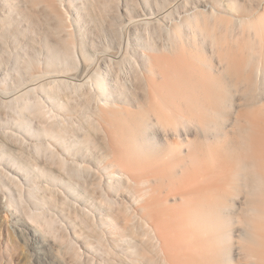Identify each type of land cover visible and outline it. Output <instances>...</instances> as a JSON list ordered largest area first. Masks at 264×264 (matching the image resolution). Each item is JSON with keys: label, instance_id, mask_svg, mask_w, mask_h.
Masks as SVG:
<instances>
[{"label": "rangeland", "instance_id": "rangeland-1", "mask_svg": "<svg viewBox=\"0 0 264 264\" xmlns=\"http://www.w3.org/2000/svg\"><path fill=\"white\" fill-rule=\"evenodd\" d=\"M213 9L220 10V17L228 18L229 41L231 36L237 38L238 35L251 40L245 30L241 31L239 22L246 26L249 22L245 20L254 16L260 18L264 13V0H0V153L4 154L0 160V264H161L158 243L169 250L166 259L170 264H264V204H261L264 203V186L260 185V189L254 191L253 179L256 172L262 170L251 169L249 160L252 154L245 146L247 141H242L247 136L244 129L249 128L257 117L264 124V86L255 89L250 85L242 91L227 85L223 72L225 64L221 61L226 58L225 51L220 57L214 55L212 47L203 45L199 36L196 37V46L191 47L189 39H192V34L184 22L198 13L210 16ZM179 24L177 50L169 47L172 42L168 38V30ZM209 29L213 30L212 20L209 21ZM215 30L224 41L226 37L220 33L219 26ZM142 49L151 57L149 63L140 57ZM73 56L78 66H65V59ZM87 56L91 62L85 61ZM153 58L159 61L166 58L167 65L174 66L173 69L181 74L185 73L191 83L201 82L215 90L218 108L198 94L186 101L181 98L168 100L157 92L154 99H147L144 94L147 80L159 86L166 84L178 93L186 87L177 79L165 81L163 75L167 70L161 63L154 66L156 72L153 74L150 69ZM96 70L108 80L114 95L115 106L102 111V123L109 131L107 146L96 129L99 114L95 112L94 105H87L89 98L84 96V92L77 93L59 86L57 78L63 75V79L72 84L87 83ZM162 71L164 73L160 77ZM247 73L244 70L241 76L246 77ZM28 87L33 89L29 110L24 105ZM51 96H56V101L61 100L65 108L51 102ZM253 97H256L255 102ZM258 97L260 103L256 102ZM12 99H16L15 105L12 109L6 108ZM244 105L248 108L241 107ZM234 108L238 109L235 111ZM153 109H157L161 116ZM254 109L257 110L256 116L252 115ZM236 112L244 116L237 117ZM247 112L248 115L245 114ZM29 113L30 134L18 125L26 124ZM157 116L168 125L169 133L156 128ZM186 118H190L189 123ZM237 118L239 124L235 121ZM240 119L245 128L240 125ZM216 122L218 130L226 131L227 128V136L232 135L233 127L235 131L240 128V131L234 132L232 138L246 135L233 139L231 145L224 136L217 142L212 135ZM200 126H206L211 132L203 131ZM227 126L232 129L229 131ZM51 133L63 135L72 145L87 138L92 145L86 152L72 155L51 139ZM197 134L200 143L198 138H192ZM192 141L195 145L198 141L199 145H193ZM202 141L206 143L201 145ZM40 144L49 145L50 152L37 148ZM139 144L148 151L143 152ZM235 146L241 152L239 155L232 150L236 149ZM172 149L180 167H173L170 159L166 158ZM212 149L220 154L215 158L217 162H213L215 166L210 165L204 173L193 170L198 166L192 167L193 157L197 154L202 159L196 157V161L203 162L204 151L207 154L214 151ZM132 155L135 156L133 160ZM163 155L166 156L164 159ZM156 156L158 159L162 156L163 161L152 160ZM238 157L240 159H236ZM112 159L114 161L111 162ZM76 161L85 162L91 172H84L81 177L73 169ZM136 163H140L142 170ZM25 170L29 172L28 177ZM145 170L148 177H145ZM186 170V176L191 180L186 184L195 185L192 190L179 188L175 184L177 181L172 184L178 180V173H186ZM111 174L116 178L119 175L118 185L108 180ZM16 183L21 184L20 190ZM75 186L82 196H76ZM197 186L201 187V193L194 190ZM39 188L41 190H37ZM29 191H33V195ZM138 195L147 197L139 204ZM182 197L187 198L190 208L182 207ZM249 198L252 202L248 201ZM223 206L226 207L224 211ZM145 209L148 213L143 214ZM173 210L179 212V216ZM258 216L263 219L260 221ZM52 217L55 223L50 221ZM192 218H197L201 224H196ZM168 220L177 224L173 226ZM180 221L183 222L180 224ZM145 223L149 229L159 231L152 236L147 234ZM211 223L221 232L213 228V233ZM257 223H262V227ZM195 225L199 229L197 232ZM200 230L203 233L200 234ZM180 238H188V241L182 242ZM217 240L218 243L215 242ZM188 247L193 249L192 257ZM130 251L134 253L132 256Z\"/></svg>", "mask_w": 264, "mask_h": 264}, {"label": "bare ground", "instance_id": "bare-ground-1", "mask_svg": "<svg viewBox=\"0 0 264 264\" xmlns=\"http://www.w3.org/2000/svg\"><path fill=\"white\" fill-rule=\"evenodd\" d=\"M264 13L262 14V16L259 18V17H255L254 16V18L253 19H248V20H245V21H247V22H249L246 26H243L240 22H239V26L241 27V31H243L244 32V30L247 32V35H248V37H250L251 38V40L250 39H247V40H245V39H243L244 38V36L242 37V38H240V36L238 35V37L237 38H235V36H231L232 37V39L229 41V39L227 38L228 36H227V33H228V31H229V29H228V24H229V22H228V18L226 17V18H222V17H220V10H217V9H213V10H211V12H210V16H205V15H203L202 13H198V14H196V15H193L191 18H190V20L188 21V22H184V24L186 25V26H188V28H189V30L191 31V34H192V39H189L190 41H189V43L191 44V47H195L196 46V37L197 36H199L200 37V40H201V42H202V44L203 45H206V44H208L210 47H212V50H213V53H214V55H216V56H218V57H220L221 56V54H223V51H225V54H226V58L224 59V60H221L224 64H225V67H223V72H224V75H225V78H224V80L226 81V83H227V85L228 84H230V85H232V86H234L237 90H242V91H245L250 85L251 86H253L255 89L256 88H258L259 86H264ZM212 20V22H213V30L211 31L210 29H209V21H211ZM238 23V22H237ZM217 26H219V30H220V33L222 34V35H224L225 37H226V39L224 40V41H221L220 40V37H219V34H217L216 33V30H215V27H217ZM180 28H181V24H179V25H173V26H171L170 27V29L168 30V38H169V40L172 42V45H170L169 44V47L170 46H173V47H175L177 50H179V48H178V44H177V42L179 41L178 39H179V35H180ZM232 40H233V43H229V42H232ZM239 40H241L242 42L240 43L239 42ZM177 44V45H176ZM221 49V50H220ZM227 52H228V54H227ZM140 57L143 59V60H145V62L146 63H149V61L151 60V57L148 55V54H146V51H145V49H142V51L140 52ZM111 59H113V58H111ZM85 61H87V62H91V60H90V58H89V56H87L86 58H85ZM114 62V61H113ZM167 59L166 58H164V59H162L161 60V58H160V61L159 60H156V58H153L152 59V61H151V67H150V69H151V71H153V74H155V70H154V66L156 65V64H162L163 65V68H164V70L166 71V73H164V71H162V72H160V74H159V76L161 77V75H163V73H164V77H163V79L166 81L167 79L169 80V79H177L178 81H180L181 83H183V84H185V89H184V91L183 92H181V93H178V92H176L174 89H172V88H170V87H168V86H166V84L164 85V86H159V85H155L154 83H152L150 80L148 81L147 80V82H146V86H145V89H144V94L146 95V97H147V99H154V97L156 96V94H157V92H159L160 94H162L166 99H168V100H171V99H176V98H181V99H183V100H189V99H191V98H193L194 97V95L195 94H198L199 96H201L202 98H203V100H207V101H209L210 103H211V105L212 106H215V107H217L216 105H217V103H216V95H215V90L214 91H212V89H211V87H209L207 84H203V83H201V82H196V83H191L190 81H189V79H187L186 78V74L185 73H183V74H181L180 72H177V71H175L173 68H174V66H170V65H167ZM202 65H204L205 66V64L204 63H202ZM65 66H72L73 68H76L77 66H78V61L76 60V57L75 56H73V58H71V59H69V58H67V59H65ZM222 68V67H221ZM244 70H247V76L246 77H242L241 76V73L244 71ZM113 73V72H112ZM5 75H7V74H5ZM220 75V74H219ZM63 75H58L57 76V78H59V80H60V85L59 86H65L66 88H70V89H72L73 91H75V92H77V93H80V92H84L83 94H84V96L88 99L89 98V102L87 103V105L88 106H90V103H91V106L93 107V105H94V109H95V112L97 113L98 112V114H99V121H96V129L98 130V132H99V134H100V136H101V140H102V142L107 146L108 144H109V131H108V129L106 128V127H104V125H103V123H102V121H103V118H104V116L102 115V111L103 110H105V109H110V108H112V107H114L115 105H114V95L112 94V90H111V87H110V83L108 82V80H106V78L99 72V71H94L93 72V74H92V76L90 77V80H89V82H87V83H83V82H81V83H79V84H77L78 82H76V83H74V84H72V83H70V81H67V79H63ZM87 77V76H86ZM115 77H117V76H115ZM120 79V78H119ZM58 80V79H57ZM116 80H118V77H117V79ZM167 80V81H168ZM76 81V80H75ZM79 81V80H78ZM69 82V83H68ZM73 82V81H72ZM123 83H125V82H123ZM126 84V83H125ZM126 85H124V87H125ZM33 91V89L32 88H27L26 89V97L24 98V105L28 108V110H29V107H30V101H31V96H30V93ZM262 91V90H261ZM237 93V92H236ZM253 93V92H252ZM262 93V92H261ZM250 95V94H249ZM57 96V95H56ZM56 96H51V102L53 101V102H55V103H59V106H60V108L61 109H64L65 108V104L61 101V100H58V101H56ZM262 97V96H261ZM160 98H161V96H160ZM249 98H251V95H250V97ZM165 100V99H164ZM163 100V101H164ZM233 100V99H232ZM245 100V99H244ZM254 100H256V97H253V99H252V101L253 102H255ZM249 101H250V99H249ZM167 102V101H166ZM235 102H237V101H235ZM242 102V101H241ZM247 102V101H246ZM257 103H260L261 102V100H260V98L258 97L257 98V101H256ZM263 102H264V99H263ZM15 103H16V99H12V100H10L6 105H5V107L6 108H8V109H12L13 108V106L15 105ZM168 103V102H167ZM229 103V102H228ZM243 103V102H242ZM164 104H166V103H164ZM169 104V103H168ZM241 104V103H240ZM255 104V103H254ZM264 104V103H263ZM242 105V104H241ZM247 105H251V104H249V103H247ZM247 105L244 107V106H241V107H243V108H246L247 107ZM168 106V105H167ZM230 106V105H229ZM233 106V105H232ZM262 106V107H261ZM260 107L261 108H263V105H261ZM164 107H166L165 105H164ZM227 107V106H226ZM226 107H224V108H226ZM238 107V106H237ZM239 107H240V105H239ZM238 107V108H239ZM218 108V107H217ZM238 108H236V109H238ZM242 108V109H243ZM248 108V107H247ZM255 108V107H254ZM167 109V108H166ZM235 109V108H234ZM236 109H235V111H236ZM239 109H241V108H239ZM251 109V108H250ZM256 109V108H255ZM254 109V110H255ZM154 110V112L160 117L161 116V114L160 113H158L159 111L157 110V109H153ZM168 110H169V108H168ZM177 110V109H176ZM254 110H252V111H254ZM257 110H259L258 108H257ZM257 110H255V112H253V114L250 112L249 114L251 115H255L256 114V111ZM37 111L40 113L41 112V109L38 107V109H37ZM226 111V110H225ZM242 111H244L245 112V110H241V112ZM172 112H173V110H172ZM178 112V111H177ZM262 112V111H261ZM215 113H218V111H216L215 110ZM255 113V114H254ZM258 113V112H257ZM50 114H51V112H50ZM180 114V113H179ZM179 114H178V116H179ZM221 115L223 114L222 112L220 113ZM239 114L241 115L242 113H240L239 112ZM246 115H248V112L247 113H245ZM238 115V113L236 112V116ZM240 115H238V116H240ZM252 115H251V117H252ZM157 116V117H158ZM175 116V115H174ZM237 116V117H238ZM242 116V115H241ZM244 116V115H243ZM242 116V117H243ZM256 116V115H255ZM158 117V119H156V128H159V129H165V131H167L168 133H169V129L167 130V128H168V125H166V123H164V121L162 120V119H160ZM222 117H225L226 119H227V117L226 116H222ZM229 117V116H228ZM259 117H261V115L259 116ZM30 118H31V113H29V118H28V120H27V122H26V124H21V123H18V125H21V127L25 130V131H27L29 134L32 132V130H31V128H30ZM176 118V117H175ZM219 118V117H218ZM221 118V117H220ZM236 118V117H235ZM255 118V117H254ZM189 119L190 118H186L185 120L186 121H188V123L190 122L189 121ZM234 119V118H233ZM238 119V118H237ZM242 119V118H241ZM241 119H240V125H241ZM244 119V118H243ZM257 120H255V121H253L251 124H250V127L249 128H245L246 126H244L245 125V123H242V124H244V125H241L242 126V128H243V126H244V130L247 132V136H246V139H244V135H246V134H244V135H242V137H243V139H242V141L244 140V143H245V141H247L246 143H247V145H245L247 148H248V152H250L251 154H252V159L251 160H249L250 162H249V166H251V169L252 168H254L255 170L256 169H261L262 170V172H256V175H254L253 176V179H254V182H255V187H254V191H256L257 190V188H259L260 189V185L262 186H264V124L263 123H261L260 121H258V117L256 118ZM245 120H246V118H245ZM249 120V119H248ZM230 121V120H229ZM234 121V120H233ZM232 121V122H233ZM236 121V123H237V121H238V124H239V119L238 120H235ZM171 122V121H170ZM176 122V121H175ZM174 121H173V123H175ZM192 123V122H191ZM190 123V124H191ZM234 124H233V126H235V122H233ZM171 124H172V122H171ZM175 124H177V123H175ZM194 124V123H193ZM218 124H220V123H218ZM222 124V123H221ZM226 124V123H225ZM237 124V127H239V125ZM222 125H224V123L222 124ZM227 125V124H226ZM229 125H230V123H229ZM61 126V121L59 122V127ZM154 126V125H153ZM208 126V125H207ZM231 126H232V124H231ZM194 127V126H193ZM196 127V126H195ZM218 127H220V126H218ZM222 127V126H221ZM225 127V126H224ZM227 127H229V126H227ZM176 128H177V126H176ZM200 128L203 130V131H208L209 129H206V126H200ZM214 130H215V133L214 134H212V135H215V139L217 140V142L221 139V137H225L226 138V140H227V142H229L230 143V145H231V143H233L232 141H233V139H235V137H236V135L232 138L231 136H233L235 133L234 132H236V134L237 133H239V132H237V131H240L238 128V130H234V127H233V133H231L232 135L231 136H227V128H225V130L226 131H223V129L222 130H218V129H220V128H217V122L215 123V125H214ZM230 128V127H229ZM228 128V129H229ZM236 128V127H235ZM232 129V127L229 129V131ZM179 130V129H178ZM184 130V129H183ZM197 130V129H196ZM212 130V129H211ZM241 130H243V129H241ZM45 131V130H44ZM164 131V132H165ZM171 131H172V129H171ZM210 131V130H209ZM219 131H223L224 133H219ZM46 132V131H45ZM166 132V133H167ZM174 132V131H173ZM172 132V133H173ZM178 132V131H177ZM211 132V131H210ZM209 132V133H210ZM213 132V131H212ZM184 133V132H183ZM205 133V132H204ZM242 133V132H241ZM240 133V134H241ZM244 133V132H243ZM242 133V134H243ZM195 134V133H194ZM193 134V135H194ZM211 134V133H210ZM240 134H238V135H240ZM196 135V134H195ZM199 134H197V136H198ZM201 135V134H200ZM206 135H208V134H206ZM229 135V134H228ZM189 136V135H188ZM197 136H195V137H192V138H194V139H196L197 140V138H198V141H199V136L197 137ZM164 137H165V135H164ZM176 137V136H175ZM187 137V136H186ZM202 137V136H201ZM208 137H209V135H208ZM223 137V138H224ZM241 137V135H240V138H239V136H238V138H236V139H241L242 138ZM210 138V137H209ZM213 138V139H214ZM220 138V139H219ZM222 138V139H223ZM51 139L52 140H56L59 144H60V146L62 147V149L64 150V151H67L68 153H71L72 155H75V154H79L80 152H82V151H84V152H86L87 150H89L90 148H91V145L92 144H90V141H89V139L87 138V139H84V140H82V141H80V142H76L75 144H70V143H68L67 142V140L65 139V137L63 136V135H54L53 133H51ZM159 139V138H158ZM166 139V138H165ZM172 139V138H171ZM178 139H179V137H178ZM194 139H192V140H194ZM214 139V141H216ZM219 139V140H218ZM221 139V140H222ZM235 139V140H236ZM180 141H181V139H179ZM188 140V139H187ZM190 140H191V138H190ZM203 140V139H202ZM207 140H208V138H207ZM211 141H212V139H210ZM198 141H197V143H196V145L198 144L199 145V143H200V141H199V143H198ZM210 141V142H211ZM240 141V140H239ZM241 141V142H242ZM171 142V141H170ZM187 142V141H186ZM191 142V141H190ZM213 142V141H212ZM235 142L236 141H234V145H235ZM195 143V142H194ZM204 142L202 141V143H201V145L203 144ZM205 143H206V141H205ZM204 143V144H205ZM240 143V142H239ZM244 143H242L241 145L243 146L244 145ZM155 143H153V145H154ZM176 144V143H175ZM179 144V143H178ZM185 144V143H184ZM192 144H193V141H192ZM191 143H190V145H192ZM203 144V145H204ZM213 144V143H212ZM227 144V143H226ZM185 145H187V144H185ZM193 145H195V144H193ZM192 145V146H193ZM195 145V146H196ZM201 145H200V147H201ZM237 146H238V143L236 144ZM240 145V144H239ZM139 148H141V150H143V152H144V150H146L147 148H145V149H143L142 147H141V145L139 144ZM171 146H174L173 144L171 145ZM189 146V145H188ZM187 146V147H188ZM228 146V145H227ZM241 146V148H242V150H244V149H246L244 146V149H243V147ZM138 147V146H137ZM137 147H136V149H137ZM155 147V146H154ZM206 147H207V145H206ZM206 147H205V151H206ZM234 147V146H233ZM37 148H39V149H42V148H44V151H46V152H50V149H49V145H47V146H45V145H43V144H40V145H38L37 146ZM138 148V149H139ZM169 148V147H168ZM176 148V147H175ZM183 148V147H182ZM185 148V147H184ZM198 148V147H197ZM197 148H196V150H197ZM210 148H212L211 146H210ZM230 148V147H229ZM228 148V149H229ZM235 148H236V146H235ZM188 149V148H187ZM191 149H192V147H191ZM199 149V148H198ZM208 149V148H207ZM232 149V148H231ZM240 149V148H239ZM129 150H130V148H129ZM151 150V149H150ZM153 150V149H152ZM170 150H171V147H170ZM176 150V149H175ZM200 151L202 150L201 148L199 149ZM204 150V149H203ZM212 150H214V149H212ZM232 150H235V151H237V152H235V151H233L234 153H237L238 155H239V153L238 152H240V150H238L237 148L236 149H232ZM232 150L231 151H229V155H231V153H232ZM241 150V151H242ZM133 151V150H132ZM136 151V150H135ZM139 151H140V149H139ZM147 151H148V149H147ZM178 152H179V150H177ZM187 151V150H186ZM189 151V150H188ZM198 151V150H197ZM204 151V156H203V154L202 155H200V156H203V159H204V161L203 162H201V160H199V161H196L199 157L197 156V154H196V157H198L197 159H196V157H193V163L192 164H194V165H192V167H194L195 165H198L197 167L195 166V169L193 168V170H197V172L199 171V172H205L207 169H208V167L210 166V165H214L215 166V163H213L214 161H216L217 162V160H215V158H216V156H219L220 154H217V152L214 150V151H211L210 153H207V154H205L206 152ZM226 151V150H225ZM224 151V152H225ZM137 152V151H136ZM136 152H133V153H136ZM154 151H152V153H153ZM164 152H167V150L166 151H164ZM174 152L175 151H173V149H172V151L171 152H168L167 154V157L165 156V155H163V159H164V157H166V158H168V159H170V161H171V164L173 165V167H180V162H178V159H177V156H175V154H174ZM201 152H203V151H201ZM223 152V153H224ZM129 153V152H128ZM132 153V154H133ZM187 153V152H186ZM195 153H197L196 151H195ZM195 153H193L194 155H195ZM200 153V152H199ZM241 153V152H240ZM141 154H142V152H141ZM146 154H149L148 152L146 153ZM145 154V155H146ZM156 153H154L153 155H155ZM159 154H162V151H161V153H159ZM163 154H165V153H163ZM184 154V153H183ZM226 154H227V151H226ZM243 154H245V153H243ZM138 155H139V153H138ZM151 155V154H150ZM153 155H151V156H153ZM158 155V154H157ZM3 156H4V154L3 153H0V160H2L3 159ZM184 156V155H183ZM192 156V155H191ZM225 157L227 156V155H224ZM235 156V155H234ZM83 157V156H82ZM135 156H133L132 155V160L133 159H135L134 158ZM138 157H140V156H138ZM142 157H144V154H143V156ZM146 157H148V155H146ZM161 158H162V156H160ZM159 157V159L160 160H162L161 158ZM187 157V156H186ZM220 157V156H219ZM219 157H217V158H219ZM229 157H231L232 158V156H229ZM237 157V156H236ZM240 157V156H239ZM236 158V159H240V158ZM114 158V157H113ZM152 158H154V157H152ZM201 159H202V157H200ZM199 158V159H200ZM157 156H156V158H154V159H152V160H156L157 161ZM158 159V160H159ZM235 159V158H234ZM233 159V160H234ZM138 160V159H137ZM143 160V159H142ZM146 160V159H145ZM144 160V161H145ZM159 160V161H160ZM186 160V159H185ZM229 160H232V159H229ZM111 162L112 161H114L113 159L112 160H110ZM144 161H142V162H144ZM158 161V162H159ZM163 161V160H162ZM161 161V162H162ZM136 162V161H135ZM142 162H140V163H142ZM227 162V161H226ZM232 162V161H231ZM230 162V163H231ZM243 162V161H242ZM132 163H134V162H132ZM139 163V164H140ZM145 163V162H144ZM153 163V162H152ZM186 163V162H185ZM222 163H223V161H222ZM233 163V162H232ZM65 164L67 165V162L65 161ZM139 164H137L136 163V165H138V168H140V166H139ZM159 164H161V163H159ZM186 164H188V163H186ZM217 164V163H216ZM117 165H119V164H117ZM145 165V164H144ZM149 165V164H148ZM154 165V164H153ZM184 165V164H183ZM189 165H190V163H189ZM189 165H188V167H189ZM220 165V164H219ZM228 165H231V164H228ZM68 166H71V165H68ZM156 166V165H155ZM213 166V167H214ZM232 166V165H231ZM135 167V166H134ZM145 167V166H144ZM154 167V166H153ZM116 168V167H115ZM149 168V167H148ZM152 168V167H151ZM155 168V167H154ZM182 168V167H181ZM220 168H221V166H220ZM219 168V169H220ZM73 169L74 170H76V171H78V173H79V175L82 177L83 176V173L84 172H91V170H90V168L85 164V162H82V163H78L77 161L76 162H74L73 163ZM112 169H114V168H112ZM122 169V168H121ZM141 169V168H140ZM145 169V168H144ZM156 169V168H155ZM188 169V168H187ZM215 169V168H214ZM228 169V168H227ZM238 169V168H237ZM136 170H137V168H136ZM142 170V169H141ZM189 170H191V169H189ZM211 170H213V169H211ZM215 170H217V171H219L218 170V168H216ZM221 170V169H220ZM223 170H225V168H224V165H223ZM222 170V171H223ZM229 170V169H228ZM114 171V170H113ZM138 171V170H137ZM140 171V170H139ZM208 171V170H207ZM206 171V172H207ZM231 171V170H230ZM189 172V171H188ZM192 172V171H191ZM196 172V173H197ZM220 172V171H219ZM225 172H227V171H225ZM42 173H44V171H42L41 172V174ZM118 173V172H117ZM179 173H180V175H179ZM178 173V176H177V178H178V180H173L174 182L172 183L173 185H175V184H177L178 186H179V188H187V189H193V186H195V185H193V186H189V185H187L186 183H188L189 181H191L190 179H188V177L186 176L187 175V170H186V173L184 172V171H181V172H179ZM215 173V172H214ZM213 172H211L210 174H214ZM222 173V172H221ZM236 173V172H235ZM25 174H26V176L28 177L29 176V172H28V170H25ZM147 174H148V172L146 173V170H145V177L147 176ZM151 174H152V172H151ZM195 174V172L193 171V175ZM223 174H225V173H222V175ZM231 174V173H230ZM237 174V173H236ZM95 175V174H94ZM129 175V174H128ZM193 175H192V178L191 179H193ZM208 175V174H207ZM44 176H45V173H44ZM118 176V178H119V175H117ZM188 176H189V173H188ZM197 176V175H196ZM199 176V175H198ZM200 176H201V174H200ZM216 176V175H215ZM142 177H143V175H142ZM141 177V178H142ZM145 177H143V178H145ZM148 177V176H147ZM190 177V176H189ZM218 177H220V176H218ZM118 178H116V175H110V176H108V180L111 182V181H115L116 182V184L115 185H118V181H119V179ZM195 178V177H194ZM201 178H202V176H201ZM171 179V178H170ZM226 179H227V177H226ZM149 180V179H148ZM155 180V179H154ZM189 180V181H188ZM196 180V178L194 179V181ZM198 180V179H197ZM222 180V179H221ZM224 180H225V178H224ZM108 181V182H109ZM178 182V183H175V182ZM199 181V180H198ZM61 182V181H60ZM141 182V181H140ZM146 182H149V181H147L146 180ZM62 183V182H61ZM135 183H136V181H135ZM150 183H151V181H150ZM158 183V182H157ZM175 183V184H174ZM68 184V183H67ZM106 184V183H105ZM153 184V183H152ZM163 184V183H162ZM170 185H172L171 183H169ZM20 183H16V187L20 190ZM69 185V184H68ZM133 185H135L134 184V182H133ZM143 185H145V184H143ZM197 185V184H196ZM149 186H151V185H149ZM148 186V187H149ZM160 186V185H159ZM168 186V185H167ZM163 187V186H162ZM176 187V186H175ZM154 188V187H153ZM158 188V187H157ZM170 187L168 186V189H169ZM184 189V190H185ZM37 190H41L40 188L39 189H37ZM162 190V189H161ZM195 191H196V193H201V191H199V190H201V187L200 186H197L196 187V189H194ZM73 191L76 193V196L77 197H80V196H82V193L79 191V190H77V186H75L74 188H73ZM141 191H142V189H141ZM152 191V190H151ZM171 191V190H170ZM258 191V190H257ZM256 191V192H257ZM30 193V195H33L32 193H33V191H29ZM138 192H140L139 190H138ZM176 192V191H175ZM174 192V193H175ZM155 193V192H154ZM158 193V192H157ZM171 193V192H170ZM219 193V192H218ZM253 195V194H252ZM259 195H260V193H259ZM152 195H150V196H148V197H151ZM147 197V195H144V196H142V195H138V197H136V199H137V202H139V204L140 203H142L143 201H144V199ZM155 197V196H154ZM251 198H249L248 199V201L250 200ZM176 200V199H175ZM247 201V202H248ZM251 202H252V200H250ZM177 203H175V205H177L178 204V201H176ZM180 202H181V205H182V207H184V208H190V206H189V204H187V198L185 199V198H181V200H180ZM179 202V203H180ZM246 202V203H247ZM258 202H259V200H258ZM261 202V201H260ZM151 203V202H150ZM153 203V202H152ZM65 204V203H64ZM148 204V203H147ZM157 204V203H156ZM253 204V203H252ZM256 204V203H255ZM258 205H259V203H257ZM261 204H264L263 202H261ZM151 205V204H150ZM181 205H180V207H181ZM229 206V205H228ZM255 206V205H254ZM257 206V205H256ZM255 206V207H256ZM262 206H264V205H262ZM141 207V206H140ZM143 208H145L144 206H142ZM141 207V208H142ZM179 207V208H180ZM252 207H253V205H252ZM254 207V208H255ZM172 208H174V207H172ZM249 208V207H248ZM251 208V207H250ZM169 209V208H168ZM224 209L226 210V207H224L223 206V208H222V210L224 211ZM146 211H142V212H144L143 214H145V212H147V209H145ZM181 210V209H180ZM233 210V209H232ZM139 211V210H138ZM163 211V210H162ZM230 211V210H229ZM228 211V213H230ZM243 211V210H242ZM253 211V210H252ZM251 211V212H252ZM261 211V210H260ZM173 212H177V211H175V210H173ZM227 212V211H226ZM225 212V213H226ZM232 212V211H231ZM253 212H255V210L253 211ZM148 213V212H147ZM196 213V212H195ZM200 213V212H199ZM224 213V214H225ZM228 213H226L225 215L227 216V214ZM233 213H235V212H233ZM239 213V212H238ZM256 213V212H255ZM176 214H178V216H179V212H177ZM186 214H191V213H188V212H186ZM232 214V213H231ZM251 214H253V213H251ZM173 215H174V213H173ZM185 215V214H184ZM187 215V216H188ZM193 215H196V214H193ZM197 215H198V213H197ZM197 215L196 216H194V217H197ZM200 215V214H199ZM198 215V216H199ZM211 215V214H210ZM209 215V216H210ZM230 215V214H229ZM233 215V214H232ZM150 216V215H149ZM176 216V215H175ZM175 216L173 217V219H175ZM178 216H177V218H178ZM201 216V215H200ZM200 216H199V218H200ZM205 216H207V215H205ZM212 216V215H211ZM219 216H223V215H220L219 214ZM225 216V217H226ZM189 217V216H188ZM188 217H186V218H188ZM213 217V216H212ZM229 217V216H228ZM150 218V217H149ZM148 218V219H149ZM166 218V217H165ZM169 218V217H168ZM167 218V219H168ZM176 218V221L175 222H177L178 221V219ZM185 218V220H187ZM191 218V217H190ZM198 218V217H197ZM197 218H196V220L194 219V218H192V221H197ZM210 217H208V219H209ZM166 219V220H167ZM194 219V220H193ZM202 219H204V217H202ZM207 219V220H208ZM257 219H259V216H258V218ZM260 219H263L262 217L260 218ZM259 219V220H260ZM184 219H183V221H185ZM205 220V219H204ZM204 220H202V223H204L203 221ZM240 220V219H239ZM50 221L51 222H53V223H55L56 222V220L52 217L51 219H50ZM169 221V223L170 222H172V220L170 221V220H168ZM183 221H180L179 223L181 224V222H183ZM261 221V220H260ZM260 221H258V223L260 222ZM186 222V221H185ZM184 222V225L186 224ZM187 222H189V219H188V221ZM205 222H207L206 220H205ZM209 222V221H208ZM212 222V221H211ZM222 222V224L224 223L223 221H221ZM238 222V221H237ZM262 222H264V220L262 221ZM173 223V222H172ZM213 223H214V221H213ZM239 223V222H238ZM241 223V222H240ZM257 223V225L259 226V225H261V224H258ZM160 224V223H159ZM171 224V223H170ZM177 224V223H176ZM175 223H173V224H171V225H173V226H175L176 225ZM183 224V223H182ZM190 224H192V223H190ZM196 224H201V223H199V221H197V223ZM205 224V223H204ZM209 224V223H208ZM207 224V226H209ZM242 224V223H241ZM145 226H146V228H147V234H149V235H155L154 234V232H157V231H159V230H157V231H155V230H153V229H149L148 227H147V225H146V223L144 224ZM228 225V224H227ZM180 226V225H179ZM191 226V225H190ZM196 226L197 225H195L194 226V228H196ZM223 226V225H222ZM169 227H172V226H169ZM186 227H187V225H186ZM193 227V226H192ZM202 227H204V226H202ZM260 227V226H259ZM261 227H262V225H261ZM193 228V229H194ZM200 228V227H199ZM205 228V227H204ZM208 228V227H207ZM213 228H215V226L214 227H212V223H211V226H210V230H212ZM219 228H221V227H219ZM172 229V228H171ZM173 229H175V228H173ZM197 229V228H196ZM202 229V228H201ZM216 229V228H215ZM226 229V228H225ZM225 229H222L223 231L225 230ZM254 229V228H253ZM259 229V233H260V228H258ZM258 229H256L257 231H258ZM262 229V228H261ZM263 229H264V227H263ZM199 229H197L196 230V232L198 231ZM207 230H209V228L207 229ZM209 230V231H210ZM219 230L220 229H216V231H218L219 232ZM162 231V230H161ZM164 231V230H163ZM162 231V232H163ZM171 231H174V230H171ZM176 231V230H175ZM174 231V232H175ZM206 230H204V232H205ZM230 231V230H229ZM254 231H255V229H254ZM256 231V232H257ZM181 232V231H180ZM208 231H206V233H207ZM220 232H221V230H220ZM227 232V231H226ZM225 232V233H226ZM185 233V232H184ZM199 233V232H198ZM197 233V234H198ZM201 233H203L201 230H200V234ZM209 233V232H208ZM213 233H214V229H213ZM224 233V234H225ZM158 234V233H157ZM217 234V233H216ZM215 234V235H216ZM221 234V233H220ZM255 234H257V233H255ZM193 235V234H192ZM205 235V234H204ZM215 235H214V237H215ZM219 235V234H218ZM227 235H228V232H227ZM195 236V235H194ZM194 236H192V237H194ZM222 237L224 236L223 234L221 235ZM225 236H226V234H225ZM184 237H185V234H184ZM213 237V238H214ZM219 237V236H218ZM181 238H183V237H181ZM180 238V240L182 241V240H184V239H181ZM196 237H194V239H195ZM212 238V239H213ZM215 238H217V237H215ZM214 238V239H215ZM224 238V237H223ZM223 238H221L220 237V240H222V241H224V242H226V240H224ZM188 238H186L184 241H186ZM213 239V240H214ZM231 239V238H230ZM189 240H191V239H189ZM261 239H259V241H260ZM188 241V240H187ZM212 241V240H211ZM256 241H257V239H256ZM183 242V241H182ZM215 242H217L218 243V240L217 241H215ZM230 242V241H229ZM260 242H262V241H260ZM260 242H257V243H259V245H262ZM193 243V242H192ZM189 244V243H188ZM187 244V245H188ZM194 244H195V242H194ZM235 244V243H234ZM184 245V244H183ZM186 245V244H185ZM218 247H220L219 246V244H218ZM218 247L216 248V249H218ZM157 248L159 249V257H160V262H161V264H168L169 262H168V260L166 259V254H167V257H169V254H170V252H169V250L168 249H166V248H163L162 246H161V244L160 243H158V246H157ZM231 248V247H230ZM187 250H189V252H190V257H192L193 256V249H190L189 247H188V249ZM219 250H221V247H220V249ZM227 250H228V248H227ZM218 251V250H217ZM224 252H225V250H223ZM222 251V252H223ZM237 251V250H236ZM130 253H131V256L134 254L133 252H131L130 251ZM221 254H223V253H220V255ZM222 256H224V255H222ZM226 257V256H225ZM118 258V257H117ZM136 258V257H135ZM131 259H133V258H131ZM224 259V257H222V260ZM222 260H220L221 262H222ZM139 261V260H138ZM226 261H227V259H226ZM135 263H136V261H134ZM223 263V262H222ZM227 263H228V261H227ZM258 263V262H257ZM170 264V263H169ZM225 264V263H224Z\"/></svg>", "mask_w": 264, "mask_h": 264}]
</instances>
